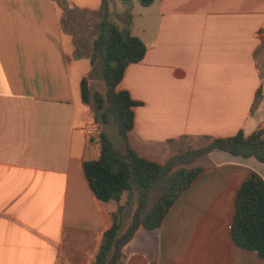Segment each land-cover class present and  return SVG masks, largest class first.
I'll use <instances>...</instances> for the list:
<instances>
[{
	"label": "crops",
	"instance_id": "crops-1",
	"mask_svg": "<svg viewBox=\"0 0 264 264\" xmlns=\"http://www.w3.org/2000/svg\"><path fill=\"white\" fill-rule=\"evenodd\" d=\"M145 6L154 7L149 41L133 33L134 15L129 31L146 53L118 84L139 102L131 145L159 159L180 138L264 127V90L252 111L264 84V0ZM62 11L56 0H0V264H94L118 206L97 199L84 173L100 155L98 124L81 98L82 69L72 72L86 59L71 56ZM206 158L161 226L140 227L125 245L123 264H264L231 235L238 190L253 170L264 177V162L222 150Z\"/></svg>",
	"mask_w": 264,
	"mask_h": 264
},
{
	"label": "trees",
	"instance_id": "trees-1",
	"mask_svg": "<svg viewBox=\"0 0 264 264\" xmlns=\"http://www.w3.org/2000/svg\"><path fill=\"white\" fill-rule=\"evenodd\" d=\"M56 1L63 8L62 27L70 32L65 22L70 13L68 9L72 10V7L65 5L66 0ZM114 1L101 0L98 9L100 17L95 24L97 33L93 37L89 55L91 65H101L105 90L92 91L87 76L81 79L80 85L82 101L93 108L100 128V155L84 161V173L97 199L118 204L111 213V225L103 232L94 264H123V248L138 229L144 227L153 230L161 226L175 201L204 170L205 165L196 163L198 159L209 156L214 150H222L264 162V127L250 134L241 129L232 136H205V144L181 149L164 161L146 157L131 145L129 135L134 128V106L139 102L132 98L128 90L118 89V84L127 66L144 57L147 44L130 31L125 38L123 28L131 25L133 14L127 7L126 20L120 25L111 11ZM153 1L139 0L143 5H150ZM263 90L264 84L256 92L252 111L260 103ZM104 124H115L123 142L122 147L102 129ZM125 193L129 198L122 204ZM134 198L136 205L124 227L122 214L129 200ZM231 235L239 246L264 257V177L255 170L238 190Z\"/></svg>",
	"mask_w": 264,
	"mask_h": 264
},
{
	"label": "rangeland",
	"instance_id": "rangeland-1",
	"mask_svg": "<svg viewBox=\"0 0 264 264\" xmlns=\"http://www.w3.org/2000/svg\"><path fill=\"white\" fill-rule=\"evenodd\" d=\"M65 5L69 7V4L72 7L68 9V17L66 19L65 25L68 27L71 32V37L74 42L75 51L71 54L72 57L79 55L78 58H85V61H80L77 65L72 63V72L73 74H78L83 72V76H87L90 79V87L92 91H101L105 90V84L102 78L101 65L97 63L91 65L89 55L92 50L93 37L96 35L97 31L95 24L99 20L98 9L100 8L101 0H66ZM131 6L125 4L123 0H115L111 3V11L114 17V20L120 25H123V22L126 20L125 11L128 7V10L134 15L135 27L133 29L134 34H139L144 37L145 40L149 41L148 38L150 34L143 33V27H151L150 23L152 22V11L154 7H148L139 2V0H131ZM60 8L63 10L62 6ZM87 9V10H85ZM95 10L94 12H92ZM63 12V11H62ZM67 12V13H68ZM102 129L107 132V134L112 138L119 147H122L123 142L118 136L116 131L115 124H104ZM100 128H97L96 136H98ZM207 142L204 138H194V137H185L172 141L169 143V151L156 159L158 161H164L168 156L177 153L181 149L187 148L189 146H198L205 144ZM210 159V158H209ZM212 160V159H211ZM210 160V161H211ZM200 164H209V160L206 157H202L196 161Z\"/></svg>",
	"mask_w": 264,
	"mask_h": 264
},
{
	"label": "water",
	"instance_id": "water-1",
	"mask_svg": "<svg viewBox=\"0 0 264 264\" xmlns=\"http://www.w3.org/2000/svg\"><path fill=\"white\" fill-rule=\"evenodd\" d=\"M124 1V3L125 4H128L129 6H131V0H123ZM123 32H124V36H125V38H127L128 37V35H129V27H124L123 28Z\"/></svg>",
	"mask_w": 264,
	"mask_h": 264
},
{
	"label": "built area",
	"instance_id": "built-area-1",
	"mask_svg": "<svg viewBox=\"0 0 264 264\" xmlns=\"http://www.w3.org/2000/svg\"><path fill=\"white\" fill-rule=\"evenodd\" d=\"M256 36L259 37V38H261L264 41V32H261V31L260 32H257L256 33Z\"/></svg>",
	"mask_w": 264,
	"mask_h": 264
}]
</instances>
